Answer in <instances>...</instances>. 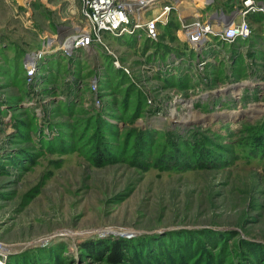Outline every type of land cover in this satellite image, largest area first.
Masks as SVG:
<instances>
[{
  "label": "rangeland",
  "instance_id": "rangeland-1",
  "mask_svg": "<svg viewBox=\"0 0 264 264\" xmlns=\"http://www.w3.org/2000/svg\"><path fill=\"white\" fill-rule=\"evenodd\" d=\"M210 3L160 0L157 12L173 9L157 24L156 42L139 31L102 34L112 55L92 45L66 58L57 48L82 26L79 0L10 1L19 17L2 41L23 39L27 52L37 42L48 47L33 105L23 69L32 52L19 76L0 78V263L107 264L80 244L139 239L189 250L169 264H264V15L247 16L251 36L236 47L210 36L195 53L181 26L194 14L208 22ZM224 4L222 15L234 17ZM166 58L178 63L150 71ZM99 137L111 158L96 166L91 142Z\"/></svg>",
  "mask_w": 264,
  "mask_h": 264
},
{
  "label": "built area",
  "instance_id": "built-area-1",
  "mask_svg": "<svg viewBox=\"0 0 264 264\" xmlns=\"http://www.w3.org/2000/svg\"><path fill=\"white\" fill-rule=\"evenodd\" d=\"M160 0H79L81 6V28L73 34L66 36L60 41L58 52L66 58H69L73 50L87 51L92 45L100 47L105 54L112 55L107 46L101 41L102 34H109L113 37H120L130 35L134 31L140 32L142 36L149 42L157 41V24L151 17L148 20H144L143 16L145 12L157 10L152 8L154 4ZM172 10L173 7H163L162 12L165 15ZM26 11L27 8H25ZM259 13L264 15V6L257 4L254 0H241L238 8L235 10L236 21H232L229 24H209L208 22H202L198 20L199 16L194 14V20L191 23L181 26L180 37L181 40L186 43L189 50L198 53L206 47L208 37H216L217 40L224 44H234L237 41L247 40L251 36V30L247 21L249 14ZM14 17H19V12L14 8ZM26 23H29L28 21ZM162 24V23H161ZM27 25V24H26ZM54 38V36H53ZM67 39H71L68 44L65 42ZM41 44L40 50H35L28 57V60L23 64L24 69V81L27 87V104L33 105L36 99L35 87L32 85L35 83V76L38 73V62L42 55H45V50ZM66 44V48L61 50V47ZM53 53V52H52ZM114 58V57H113ZM171 59L166 58L162 62L155 60L150 63V71H158L162 69L164 71L172 68V64H177L178 60L170 63ZM205 60L192 65L193 73L200 71L199 66L203 65ZM117 67V64L114 63ZM146 68V66L144 65ZM124 73L128 74L126 69H122ZM88 89L94 96L96 92V80L91 79L88 81ZM93 99V106H98V101ZM39 104V103H36ZM40 110V107L36 108V112ZM7 248L0 245V257L3 261L5 255L1 252ZM0 264H3L0 263Z\"/></svg>",
  "mask_w": 264,
  "mask_h": 264
},
{
  "label": "trees",
  "instance_id": "trees-1",
  "mask_svg": "<svg viewBox=\"0 0 264 264\" xmlns=\"http://www.w3.org/2000/svg\"><path fill=\"white\" fill-rule=\"evenodd\" d=\"M109 70H110L109 73H111L112 76L117 75L116 78H121L124 81V83H127V80H126L127 78L120 71L111 69V67L109 68ZM125 108L126 106L123 104L122 109H125ZM71 111H74V108L71 109ZM169 134L171 135L172 133H169ZM145 136H147V138L146 137L145 138L148 139L150 135L145 134ZM102 141H103L102 138L99 137L97 142H93V141L91 142L93 148L94 147L96 148L92 149L93 155L90 157L93 163L96 164V166L106 163L107 161L110 160L109 158H111L110 154L105 149V145ZM182 232L184 233L185 231H182ZM167 234L170 235L169 233ZM165 237L166 236L154 237V239H160V238L164 239ZM80 245H81L80 250L86 256L99 258V260L103 261L104 263L106 262L107 264H124L125 262L127 264H141V263L144 264L145 262L150 263V264H169L174 259L176 261H179V260L181 261V258L184 255V253L186 251H189L187 249L184 250L182 246L178 248H171V246H169L170 249L165 248V247L161 248L157 246L155 247V249H151L149 248L151 246L143 245L142 241H139V239L128 240V241L126 240H117V241L101 240L100 241L99 240V241H94V242L82 243ZM20 257L21 256L10 257L7 264H17L18 263L17 261L23 260V258H20ZM46 260L49 261V258H46ZM30 261L34 262V264L40 263V261L35 260V259H32ZM43 262H41V264H44Z\"/></svg>",
  "mask_w": 264,
  "mask_h": 264
},
{
  "label": "crops",
  "instance_id": "crops-1",
  "mask_svg": "<svg viewBox=\"0 0 264 264\" xmlns=\"http://www.w3.org/2000/svg\"><path fill=\"white\" fill-rule=\"evenodd\" d=\"M11 1V0H10ZM10 1L9 0H0V36L1 35H6L8 36L10 33L9 31H11L10 29H15V25L13 23V20H16V18H14V8L10 7ZM241 0H211V3H215L216 5L214 7L210 8V4L206 5V6H197L199 9L198 11H203V9L206 10V8H210L208 11H205L204 13V20L208 21L211 24H219V23H223V24H229L230 22H232L235 18H236V14H235V8L239 5ZM224 2H228L229 6L226 8L230 9L228 10L226 13H228L227 15H234V17L232 18H227L226 16L222 15V11L225 9V4ZM255 2L259 5H263L264 6V0H255ZM17 6V10L19 12H24L25 11V7L23 5H20L18 3H16ZM232 6V8H231ZM222 8V9H221ZM225 10V11H226ZM201 13V12H200ZM28 14V13H26ZM257 15V14H255ZM255 15H249V19ZM261 16V15H260ZM224 17H226V19H224ZM262 17V16H261ZM6 18V20L3 22V20ZM216 19H219V21L215 22ZM25 24H23V27L25 28ZM28 29V28H27ZM33 31V28L31 29ZM12 34L14 33V30L11 31ZM15 37V36H13ZM26 45L28 46V44L25 42V40H21L20 42H15L14 44L10 45L8 42H3L2 39L0 38V73H2L0 75V78H4V79H10V75L7 74V71L10 72V74L12 73V77H15L16 73L18 76L19 74H21L22 71V61L24 60V58L31 52L37 50L38 42L35 45L34 44V48L30 51L27 52L26 51ZM237 42L234 43V46L236 47ZM2 76V77H1Z\"/></svg>",
  "mask_w": 264,
  "mask_h": 264
},
{
  "label": "bare ground",
  "instance_id": "bare-ground-1",
  "mask_svg": "<svg viewBox=\"0 0 264 264\" xmlns=\"http://www.w3.org/2000/svg\"><path fill=\"white\" fill-rule=\"evenodd\" d=\"M176 1H177V0H176ZM176 5H177V4H176ZM152 13H156V14H158V17H159V18H157V17H153V16H152V18L154 19L155 22H158V23H162V24H163V23L166 21V15H165L164 13H162V12H157V10H152V11H151V15H152ZM161 18L164 19V20H163L164 22H162V21L160 20ZM70 40H71V39H67L66 44H68V42H69ZM66 44H64L62 47H63V48H64V47L66 48V46H67ZM62 47H61V50H62ZM65 48H64V49H65Z\"/></svg>",
  "mask_w": 264,
  "mask_h": 264
}]
</instances>
